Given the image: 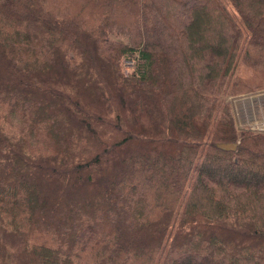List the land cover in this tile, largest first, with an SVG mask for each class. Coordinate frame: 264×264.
<instances>
[{"label":"trees","instance_id":"trees-1","mask_svg":"<svg viewBox=\"0 0 264 264\" xmlns=\"http://www.w3.org/2000/svg\"><path fill=\"white\" fill-rule=\"evenodd\" d=\"M262 87L264 0H0V264H264Z\"/></svg>","mask_w":264,"mask_h":264},{"label":"rangeland","instance_id":"rangeland-1","mask_svg":"<svg viewBox=\"0 0 264 264\" xmlns=\"http://www.w3.org/2000/svg\"><path fill=\"white\" fill-rule=\"evenodd\" d=\"M118 38L125 39L124 36H117ZM115 36V38H117ZM134 61L132 59H124L123 69L130 72L133 68ZM226 100L229 102L233 114L235 116V123L239 130L250 129L264 120V87L256 91H248L238 93L235 96H227ZM255 132V131H253ZM264 133V131H258Z\"/></svg>","mask_w":264,"mask_h":264},{"label":"water","instance_id":"water-1","mask_svg":"<svg viewBox=\"0 0 264 264\" xmlns=\"http://www.w3.org/2000/svg\"><path fill=\"white\" fill-rule=\"evenodd\" d=\"M236 142H217L216 146L224 150H235L237 147Z\"/></svg>","mask_w":264,"mask_h":264},{"label":"built area","instance_id":"built-area-1","mask_svg":"<svg viewBox=\"0 0 264 264\" xmlns=\"http://www.w3.org/2000/svg\"><path fill=\"white\" fill-rule=\"evenodd\" d=\"M252 128L258 131H264V120L261 122H257V124H255V126Z\"/></svg>","mask_w":264,"mask_h":264}]
</instances>
